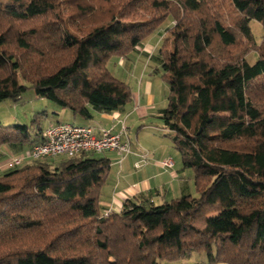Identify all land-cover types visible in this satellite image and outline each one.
I'll list each match as a JSON object with an SVG mask.
<instances>
[{"label":"trees","instance_id":"16d2710c","mask_svg":"<svg viewBox=\"0 0 264 264\" xmlns=\"http://www.w3.org/2000/svg\"><path fill=\"white\" fill-rule=\"evenodd\" d=\"M167 20L153 58L168 87L160 119L193 173L194 194L125 200L104 215L107 158L32 160L0 177V264H168L194 255L195 264H264V0L0 2V103L31 90L85 121L91 110L120 111L131 89L108 63ZM251 21L262 26L259 43ZM45 116L0 123V152L42 143Z\"/></svg>","mask_w":264,"mask_h":264},{"label":"crops","instance_id":"0c3cea01","mask_svg":"<svg viewBox=\"0 0 264 264\" xmlns=\"http://www.w3.org/2000/svg\"><path fill=\"white\" fill-rule=\"evenodd\" d=\"M156 33V40L150 38L152 34L137 48V51L131 53L135 56L129 55L124 59L127 63L126 70L132 68L134 72H118L119 75L111 72L131 89V101L120 111L99 113L91 110L92 119L85 121L74 117L69 111L59 109L47 100L38 99L34 93L29 98L32 104L29 114L33 116L42 111L46 112L41 125L43 130L49 124L63 123L55 121V118L63 112L65 113L64 123L79 122V126H88L96 131L107 129L115 133L122 127H126L131 143V154L124 158L112 152L99 154L100 158H107L111 164L109 177L99 198L103 212L119 213L125 200H149L154 204H161L164 201L194 193L193 176L191 177L190 173L182 169L181 164L172 156L174 153L172 142L160 119L164 108L156 106L152 82L154 76L160 75L159 72H153L157 65L153 68L149 64L142 69L143 59L149 60L151 64L156 62L153 59L156 55L153 49L159 46V43L161 44L164 35L160 30ZM21 100L22 98L19 102ZM48 111L52 113V117L48 115ZM12 120L16 122L15 124H23L17 117H13ZM26 149L21 145H6L1 148L0 177L19 167L8 165L12 158H21V165L32 161L28 158V149ZM168 159L173 163L172 167L163 168L162 162ZM105 189L108 195L103 197L102 193ZM104 198L105 201H103ZM197 262L199 260L188 264Z\"/></svg>","mask_w":264,"mask_h":264},{"label":"built area","instance_id":"2783aa9c","mask_svg":"<svg viewBox=\"0 0 264 264\" xmlns=\"http://www.w3.org/2000/svg\"><path fill=\"white\" fill-rule=\"evenodd\" d=\"M43 142L33 146L27 153L33 161L50 158H75L84 154H104L112 152L124 158L131 154V143L126 127L118 132L107 129L94 130L88 126L71 123L48 125L43 131ZM21 158H12L8 165H21ZM170 159L162 162L163 168H171ZM106 211L104 215H107Z\"/></svg>","mask_w":264,"mask_h":264},{"label":"rangeland","instance_id":"374dc122","mask_svg":"<svg viewBox=\"0 0 264 264\" xmlns=\"http://www.w3.org/2000/svg\"><path fill=\"white\" fill-rule=\"evenodd\" d=\"M0 2L4 3V4L5 3L8 4L9 0H0ZM170 25H172V22L170 20H167L162 25V27H160L158 30H160L162 33H164L166 28L169 27ZM250 28H251V31H252V34L254 36L256 43H259L263 38L262 26L256 21H251ZM156 36H157V33H154L150 38H154L156 40ZM159 46H160V43H159ZM159 46H157L155 49H153L155 51L154 54H157L156 51L158 50ZM130 56L133 57V56H135V54H130ZM256 59H257V54L255 52H250L249 54L246 55V60L249 64H253ZM142 64H143L142 69L144 66L147 67L149 64L153 68H155L154 66L156 65L155 63L151 64L150 61L147 59H143ZM126 65H127L126 60L120 59V58H112L110 60V62L108 63L107 67L113 74H116V75H119L118 72H134V70L132 68H127V70H126ZM140 67H141V65H140ZM155 70H156V68H155ZM155 70L153 72H155ZM146 72H148V70ZM152 87H153L152 88L153 93L155 94V97H156V106L164 108L166 105V96L168 93V87H167L166 83L164 81H162L160 75L154 76L153 82H152ZM32 94H33V91H31V90L26 91L22 95L21 102L18 101L17 103H14V102L9 101V100L1 102L0 103V123H1V125H3V126L14 125L16 122H14L12 120L13 117H15V118L17 117L20 120V122L23 124H25V123L29 124L30 120L32 118V114H29V111L31 110V107H32V104L29 102V98H31ZM39 105H41V104H39ZM42 109H44L43 105H42ZM38 110H39V108H38ZM48 115L51 116L52 113H50V111H48ZM64 116H65V113L63 112L59 116H57V118H55V121H60V122L64 123L65 122ZM53 117H55V116H53ZM41 125H43V121L41 122ZM75 125H80V124H79V122H75ZM173 152L174 153L172 156L174 157L175 160L177 159V161L181 164L179 154L174 149H173ZM86 156L92 157V158H99L100 157L99 154H94V155L89 154ZM62 158L63 157H58L55 160L49 159L48 161L51 163H54V162L60 161ZM54 165H56V164H54ZM186 172L190 173L191 177L193 176V173L191 170H186ZM112 175H113V173H112ZM111 178H112V176H111ZM192 183H193V181H192ZM192 183H191V185H192ZM191 189H192V187H191ZM192 191H193V189H192ZM107 195H108V192L105 189L102 193V196L106 197ZM103 201H105V198L103 199ZM101 206L102 205L100 204V207ZM196 258H198V259L196 260ZM200 258L201 257L194 255L191 259H186V260L168 263V264L194 263L195 261L200 260Z\"/></svg>","mask_w":264,"mask_h":264}]
</instances>
